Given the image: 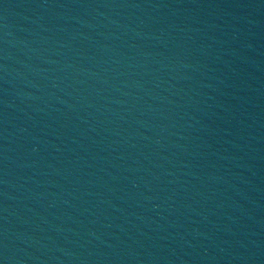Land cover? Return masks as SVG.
<instances>
[{"label":"water","instance_id":"95a60500","mask_svg":"<svg viewBox=\"0 0 264 264\" xmlns=\"http://www.w3.org/2000/svg\"><path fill=\"white\" fill-rule=\"evenodd\" d=\"M0 264H264V0H0Z\"/></svg>","mask_w":264,"mask_h":264}]
</instances>
